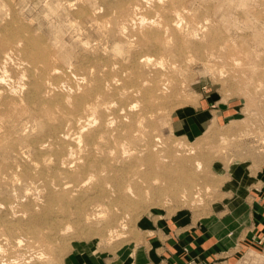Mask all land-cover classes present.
<instances>
[{
  "label": "rangeland",
  "instance_id": "374dc122",
  "mask_svg": "<svg viewBox=\"0 0 264 264\" xmlns=\"http://www.w3.org/2000/svg\"><path fill=\"white\" fill-rule=\"evenodd\" d=\"M0 42V108L17 102L0 115V264L144 245V217L246 199L211 176L264 163V0H0ZM186 106L218 116L195 139L173 122Z\"/></svg>",
  "mask_w": 264,
  "mask_h": 264
},
{
  "label": "crops",
  "instance_id": "0c3cea01",
  "mask_svg": "<svg viewBox=\"0 0 264 264\" xmlns=\"http://www.w3.org/2000/svg\"><path fill=\"white\" fill-rule=\"evenodd\" d=\"M194 108H179L173 119L187 139L198 137L215 115L208 106ZM223 169L219 164L214 166L212 182L224 186L223 189L231 187L234 193L245 195V200L236 195L228 204L229 209L222 211L219 202L196 217L187 211H179L173 216L158 213L144 217L140 221L146 231L144 245L120 246L102 253L94 250L77 253L75 260L68 264H190L191 259L195 261L192 264H235L215 261L232 260L240 247L252 252L257 249L264 257V163L251 171L246 170L245 182H240L241 166L230 167L234 179L226 183L222 181ZM129 247H136L132 257Z\"/></svg>",
  "mask_w": 264,
  "mask_h": 264
},
{
  "label": "bare ground",
  "instance_id": "6f19581e",
  "mask_svg": "<svg viewBox=\"0 0 264 264\" xmlns=\"http://www.w3.org/2000/svg\"><path fill=\"white\" fill-rule=\"evenodd\" d=\"M137 10H138V9H137ZM141 25H142V23H141ZM19 42H20V41H19ZM17 43H18V42H17ZM19 44H20V43H19ZM3 46H4V44L0 42V51L3 49ZM10 46H11V45H10ZM10 48H11V47H10ZM13 48H14V47H13ZM6 49H7V48H6ZM2 58H3V57H2ZM4 58H5V56H4ZM4 63H6V60H5V59H3V60L1 61V63H0V67L3 68V64H4ZM51 70H52V69H51ZM4 79H5V75H4L3 73L0 74V82L3 81ZM49 85H50V84H49ZM50 86H51V85H50ZM52 87H54V85H53ZM9 89L12 90L11 88H9ZM9 89H8V91H9ZM49 89L51 90V88H48L47 90H49ZM53 89H54V88H53ZM0 91H1V89H0ZM10 93H11V92H10ZM69 94H70V93H69ZM67 97H69L68 94L66 95V98H67ZM67 99H68V98H67ZM65 100H66V99H65ZM15 102H16V101H15ZM15 102L13 103V101H12V103H6V104H3V108H4V110L0 108V115L4 116L5 118H6V116L9 117L10 115H12V113L16 110V106H15V105H17V104H16L17 102H16V103H15ZM77 102H78V101H77ZM40 108H41V107H40ZM42 108H44V106H43ZM45 109H48V108H45ZM45 109H44V110H45ZM41 110H42V109H41ZM41 110H40V111H41ZM49 110H50V109H48V111H49ZM48 111L45 110L44 112L47 113ZM41 113H42V112H41ZM48 114H49V112H48ZM48 114H47V115H48ZM5 115H6V116H5ZM2 116H1L0 118H3ZM83 118H84V117H83ZM108 123H109V122H108ZM74 125H75V123H74ZM104 125H107V124H104ZM78 127H79V126H78ZM107 127H109V126H107ZM80 129H81V128H80ZM65 132H66V131H65ZM101 135H102V134H101ZM101 135H100V136H101ZM104 136H105V135H104ZM76 137H77V136H76ZM72 139H74V138H72ZM97 139H100V138H97ZM75 140H76V142H77V144H78V140H79V138H78V140H77V139H75ZM100 140H101V139H100ZM104 140H105V139H104ZM102 141H103V137H102ZM100 142H101V141H100ZM104 142H105V141H104ZM98 147H99V145L97 146V148H98ZM100 147H101V146H100ZM103 148H104V147H103ZM68 149H69V148H68ZM76 149H78V148L76 147ZM95 149H96V147H95ZM100 149H101V151L103 150L102 148H100ZM100 149H99V151H100ZM73 150H75V148H74ZM73 150H72V148L69 149V151H71V152H72ZM78 151H79V149H78ZM76 152H77V150H76ZM73 153H74V152H73ZM73 153H71V157H72V158H73V155H72ZM68 155H69V152H68ZM69 157H70V156H69ZM67 158H68V156L66 155V159H67ZM66 159H65V161H67L66 163H69V162H68L69 158H68V160H66ZM70 159H71V158H70ZM73 159H74V158H73ZM65 161H64V162H65ZM64 162H63V163H64ZM84 181H85V180H83V182H84ZM81 182H82V181H81ZM82 184H83V183H82ZM68 187H69L68 183H67V184H66V183H63V184H62V188H68ZM73 190H74L73 188H68V189H67V193H71V191H73ZM58 199L63 200L62 198H58ZM98 205H99V204H98ZM90 206H91V205H90ZM94 206H96V205H94ZM94 206H93V207H94ZM91 211H92V210H91ZM95 213H97V212H93V211H92V212H90L89 214H86V215L84 216V219L87 220L88 217L92 218L93 215H94ZM90 214H93V215L90 216ZM94 216H96V215H94ZM90 218H89V219H90ZM4 235H6V234H4ZM1 236H3V235L1 234ZM6 237H7V236H5L4 238H6ZM16 237H17V236H16ZM4 238H3V239H4ZM14 238H15V237H14ZM14 238H13V239H14ZM18 238H19V240H16V241H14V242H12V239H11V242L8 241V243H10L12 249H16L17 251H19V250H23V249H21V246L19 247L20 244L22 245V243H21V242H22V241H21L22 239H20L19 236H18ZM18 238H17V239H18ZM41 238H42L43 240H45L43 237H41ZM15 239H16V238H15ZM15 239H14V240H15ZM8 240H9V239H8ZM43 240H41V239L29 240V241H31V242L28 241V243H31V244H26L27 246H31V247H33V248H37V249H40V248L42 247V248H41V252L39 253V256H36L37 259H42V255H44V253H45V252H44V248H43V247L45 246V244H44ZM2 241H3V240H2ZM4 241H5V239H4ZM5 245L7 246V244H5ZM2 247H3V245L0 247V251L5 250V248H6V247H5V248L3 247L4 249L1 250ZM7 248H8V246H7ZM22 248H23V247H22ZM12 249H10L11 252H12ZM24 250H25V249H24ZM10 251L7 252L6 254L11 253ZM5 252H6V250H5ZM5 252L3 251L4 254H5ZM14 252H16V251H14ZM0 253H1V252H0ZM16 253H17V252H16ZM14 254H15V253H14ZM25 254H26L25 252L23 253V252L21 251V252H19V254H17L18 256H14V255H13V256H14V260H13L12 262L15 263V262H17V261H19V260H22V262H23V261H24V262H25V261L29 262L28 259H27V260L25 259V258H28V257L25 256ZM9 255H10V254H9ZM2 256H3V255H1V257H2ZM36 257H35V258H36ZM37 259H36V260H37ZM29 260H30V259H29ZM12 262L10 261V263H12ZM4 264H5V262H4Z\"/></svg>",
  "mask_w": 264,
  "mask_h": 264
}]
</instances>
